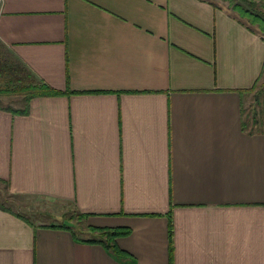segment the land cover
Masks as SVG:
<instances>
[{"label": "crops", "instance_id": "0c3cea01", "mask_svg": "<svg viewBox=\"0 0 264 264\" xmlns=\"http://www.w3.org/2000/svg\"><path fill=\"white\" fill-rule=\"evenodd\" d=\"M0 58L27 107L0 105V183L82 224L0 205V264H264L260 27L217 0H0Z\"/></svg>", "mask_w": 264, "mask_h": 264}, {"label": "rangeland", "instance_id": "374dc122", "mask_svg": "<svg viewBox=\"0 0 264 264\" xmlns=\"http://www.w3.org/2000/svg\"><path fill=\"white\" fill-rule=\"evenodd\" d=\"M220 5L227 7L233 12H235L240 18L246 20L252 25L260 27L256 19L251 17L249 14L236 8V4H241L246 10L248 9L253 15L264 19V0H217ZM256 23H253L254 21ZM5 62L3 58H0V105L4 107H9L13 109H19L24 106V94L25 91H20L18 83L11 84L9 82L10 78L8 76L11 74L5 69L8 67L3 63ZM8 91V92H7ZM259 111L262 110L261 107L257 108ZM0 202L3 206L9 208L11 211H15L22 214L29 220L35 221L38 217L42 215H51L53 213L55 217H60V222L68 221L75 226L74 230L77 233L81 232L82 224L69 213V209L66 204L59 202H47L43 200L35 199H25L16 198L15 196L9 194L6 187L0 183ZM65 216V218H63ZM54 222V221H53ZM104 234V233H103Z\"/></svg>", "mask_w": 264, "mask_h": 264}, {"label": "trees", "instance_id": "16d2710c", "mask_svg": "<svg viewBox=\"0 0 264 264\" xmlns=\"http://www.w3.org/2000/svg\"><path fill=\"white\" fill-rule=\"evenodd\" d=\"M236 8L240 9L241 11L249 14L251 17L255 18L257 21V23L260 24V29L262 30L263 34H264V19L258 17L257 15H253V13H251L248 9H244L242 7L241 4H236ZM254 21V20H253ZM255 21L253 23H256ZM262 80L261 83L257 84V86H255L253 89L251 90H247V91H251V92H255V96H254V105H253V109L251 114L248 116L247 122L243 123V129L249 130L251 133L254 132H264V69H263V74H262ZM24 87L19 89L20 91H23ZM8 92V91H7ZM46 91H41L39 90H35V92L33 93L35 96L36 95H40V94H44ZM51 91L48 90L47 93H50ZM31 97H27L26 98V103L28 102V100H30ZM261 107L262 110L259 111L257 108ZM10 110V112H12L13 114H25L27 113V107L23 110H16V109H12V108H8ZM1 208H3L4 210H6L5 207H3L2 204ZM61 228H65V229H69L71 230V227H67L66 225H64V223L62 222V224L60 225ZM129 230H114V231H106L105 232V237L107 238V241L114 242L116 238L120 237V236H126L129 234ZM170 240L172 243V227L170 228ZM94 243V242H92ZM107 248L111 251H113L114 253H118L120 252L119 249L116 247L115 244H109L107 245ZM172 251V249H171Z\"/></svg>", "mask_w": 264, "mask_h": 264}, {"label": "water", "instance_id": "95a60500", "mask_svg": "<svg viewBox=\"0 0 264 264\" xmlns=\"http://www.w3.org/2000/svg\"><path fill=\"white\" fill-rule=\"evenodd\" d=\"M64 225H66V226H68V227H74V226H75L74 224H72V223H70V222H68V221H65V222H64Z\"/></svg>", "mask_w": 264, "mask_h": 264}]
</instances>
